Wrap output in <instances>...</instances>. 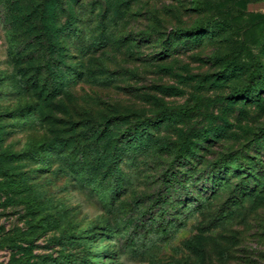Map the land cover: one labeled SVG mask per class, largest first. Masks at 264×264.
<instances>
[{
    "label": "rangeland",
    "instance_id": "1",
    "mask_svg": "<svg viewBox=\"0 0 264 264\" xmlns=\"http://www.w3.org/2000/svg\"><path fill=\"white\" fill-rule=\"evenodd\" d=\"M0 264H264V0H0Z\"/></svg>",
    "mask_w": 264,
    "mask_h": 264
},
{
    "label": "trees",
    "instance_id": "2",
    "mask_svg": "<svg viewBox=\"0 0 264 264\" xmlns=\"http://www.w3.org/2000/svg\"><path fill=\"white\" fill-rule=\"evenodd\" d=\"M44 20H45V18H44V16L42 17ZM72 23V26L70 25ZM73 22H70V20L68 21V23H67V25H63V26H61V27H56V29H55V31L56 32H58V34H61V32L63 33V32H68V31H70L71 30V28L73 27ZM74 28V30H76L75 29V27H73ZM193 30H195V29H193ZM182 32V30H178V32ZM55 46H56V48H57V50H56V52H58V51H61L60 50V48H61V43H59V37L57 38V41H56V44H55ZM258 67H254V70L255 71H258ZM244 91V90H243ZM242 90L240 91V90H237L236 91V94L237 95H241V94H246V96H248V93H244ZM254 91H256V89L254 90ZM189 111H191L190 109H188V111L187 112H189ZM2 184L4 185V184H6V186L8 187V188H10L11 190H19L20 188H19V184L16 182V180L15 179H10V178H8V179H5L3 182H2ZM161 199H163V197H157L155 200L156 201H158V200H161Z\"/></svg>",
    "mask_w": 264,
    "mask_h": 264
}]
</instances>
